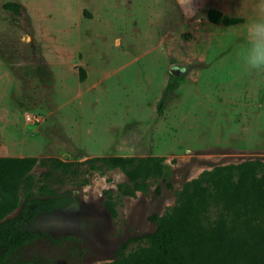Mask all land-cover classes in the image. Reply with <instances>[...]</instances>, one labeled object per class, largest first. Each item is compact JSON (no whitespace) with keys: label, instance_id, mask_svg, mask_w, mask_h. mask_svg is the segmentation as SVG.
Wrapping results in <instances>:
<instances>
[{"label":"rangeland","instance_id":"rangeland-1","mask_svg":"<svg viewBox=\"0 0 264 264\" xmlns=\"http://www.w3.org/2000/svg\"><path fill=\"white\" fill-rule=\"evenodd\" d=\"M262 3L0 0V155L77 162L157 156L168 166L147 192L116 200L115 213L103 191L116 192L127 180L120 168L94 172L83 186L64 184L73 203L40 215L34 227L70 238L39 239L15 260L111 261L122 241L153 231V215L174 206L202 172L264 163V74L245 72L238 59ZM209 8L243 21L213 24ZM168 81L174 88L158 115ZM41 170L36 165L32 172Z\"/></svg>","mask_w":264,"mask_h":264},{"label":"trees","instance_id":"trees-1","mask_svg":"<svg viewBox=\"0 0 264 264\" xmlns=\"http://www.w3.org/2000/svg\"><path fill=\"white\" fill-rule=\"evenodd\" d=\"M4 6L17 9L11 2ZM207 18L224 26L243 21L216 8L208 9ZM84 78L80 68V79ZM173 88L168 81L156 104L158 115ZM36 165L42 168L38 174L32 172ZM167 167L157 156H98L79 162L55 156H0V264H45L14 257L39 239L57 244L70 238L34 227L40 215L73 203V191L60 188L64 184L83 186L94 172L120 168L127 180L117 184L116 192L103 191L106 208L115 213L116 200L147 192ZM152 219L153 231L122 241L113 260L102 264H264V163L206 170L182 189L174 206Z\"/></svg>","mask_w":264,"mask_h":264},{"label":"clouds","instance_id":"clouds-1","mask_svg":"<svg viewBox=\"0 0 264 264\" xmlns=\"http://www.w3.org/2000/svg\"><path fill=\"white\" fill-rule=\"evenodd\" d=\"M239 62L245 72L264 74V3L258 18L246 28V43L238 51Z\"/></svg>","mask_w":264,"mask_h":264},{"label":"water","instance_id":"water-1","mask_svg":"<svg viewBox=\"0 0 264 264\" xmlns=\"http://www.w3.org/2000/svg\"><path fill=\"white\" fill-rule=\"evenodd\" d=\"M171 72L174 74V75H178L180 73V69L178 67H175L171 70Z\"/></svg>","mask_w":264,"mask_h":264},{"label":"crops","instance_id":"crops-1","mask_svg":"<svg viewBox=\"0 0 264 264\" xmlns=\"http://www.w3.org/2000/svg\"><path fill=\"white\" fill-rule=\"evenodd\" d=\"M0 156H10V155H0Z\"/></svg>","mask_w":264,"mask_h":264}]
</instances>
